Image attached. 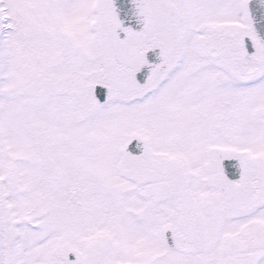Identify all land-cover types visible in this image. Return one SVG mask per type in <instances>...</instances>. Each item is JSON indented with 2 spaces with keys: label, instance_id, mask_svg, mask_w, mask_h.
I'll return each mask as SVG.
<instances>
[{
  "label": "snow or ice",
  "instance_id": "snow-or-ice-1",
  "mask_svg": "<svg viewBox=\"0 0 264 264\" xmlns=\"http://www.w3.org/2000/svg\"><path fill=\"white\" fill-rule=\"evenodd\" d=\"M0 264H264V0H0Z\"/></svg>",
  "mask_w": 264,
  "mask_h": 264
}]
</instances>
